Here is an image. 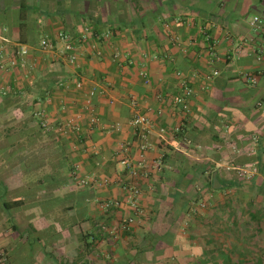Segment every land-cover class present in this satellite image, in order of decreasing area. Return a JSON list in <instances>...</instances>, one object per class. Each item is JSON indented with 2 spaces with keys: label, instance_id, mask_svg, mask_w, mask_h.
Listing matches in <instances>:
<instances>
[{
  "label": "crops",
  "instance_id": "1",
  "mask_svg": "<svg viewBox=\"0 0 264 264\" xmlns=\"http://www.w3.org/2000/svg\"><path fill=\"white\" fill-rule=\"evenodd\" d=\"M85 27L103 54L77 42L71 64L56 38ZM45 38L57 48L40 50ZM0 45V87L13 95L0 98V264H264V0H0ZM22 47L24 63L8 67ZM178 71L193 89L187 113L173 104ZM133 98L153 122L140 210L105 211L101 201L124 197L120 159L141 160ZM33 102L49 123L41 131ZM76 113L81 131H61ZM76 166L111 183L81 187ZM249 167L253 178H241Z\"/></svg>",
  "mask_w": 264,
  "mask_h": 264
},
{
  "label": "built area",
  "instance_id": "2",
  "mask_svg": "<svg viewBox=\"0 0 264 264\" xmlns=\"http://www.w3.org/2000/svg\"><path fill=\"white\" fill-rule=\"evenodd\" d=\"M263 23V20L259 16H255L251 22V25L253 27H259ZM167 28H169V23H166L165 25ZM106 39H109L111 37V33L107 32L103 35ZM206 39H210L209 36H205ZM97 35L90 29L89 27H85L84 30L80 33L78 38H74L70 33L65 32H59L58 36L56 38V41L63 42V48H62V54L64 55V60L67 62L73 64L76 62V50L77 46L76 43L79 44H88L89 47H91V50L96 53L98 56H102L103 50L102 47L98 45L97 41ZM57 44H55L54 41L45 38L42 39L39 48L43 52L52 51L54 50ZM1 48V45H0ZM29 54V50L26 47H22L19 51L15 52V54L8 60L7 65L8 67H14L18 66L19 64L24 63V61H19V57L22 59L25 58ZM121 55V52L119 50H116L114 53L115 57H119ZM210 55L213 57L215 56L214 49L210 47ZM219 74L218 70H214L211 74L206 76V80H210L213 76H217ZM140 75L144 77L145 82L149 83V75L148 72L145 70H142L140 72ZM177 80H178V89L179 92L173 97V104L180 109L182 113H187L190 110V99L193 95V89L188 82V80L183 76V74L178 71L176 73ZM247 81H250L251 83H255V78L250 73L244 74ZM75 88L78 91H82L84 89V83L83 81H78L75 84ZM11 88L8 86H1L0 87V93L2 95H7L10 93ZM97 94L96 88L90 89L86 95H85V105L84 108L89 111L90 116L88 119V125L89 127H95L98 124V118L95 114V109L92 104V99ZM131 105L134 108V114L132 118L130 119V124L133 127H136L139 129V136L141 138V142L139 144V152H140V161H135L131 157L124 156L120 159V164L123 166L127 173L128 180H121L120 181V187L124 192V197L121 200H107V201H101L100 206L105 211H110L113 207L116 208H122L124 206H127L131 209H133L136 213L140 210L139 209V202L142 195V187H141V177L143 175V169L147 170L145 168V164H143L144 161V154L151 148V143L147 140L150 136V133L153 128V122L149 118V116L145 113H142L138 109V102L136 99L131 100ZM44 112L39 109L36 113V116L41 119V126L46 129L49 126L48 120L45 119ZM82 120L83 115L81 113H76L73 115H70L64 124L61 126V131H69L73 133H79L82 129ZM120 129V126L118 124L112 125L109 127V131H117ZM164 129H162L163 131ZM162 160V156L160 157ZM159 163V162H158ZM238 175L243 179H251L253 178V174L255 172V169L253 168H239ZM72 175L77 182L78 185H90L91 183H95L98 186H108L111 181L110 178L104 177L100 180H96L95 177L92 176H85L80 177L79 176V167L76 166L74 170L72 171ZM135 223V219L133 216H128L124 218L120 224H119V231L125 232L129 231L132 227V225ZM101 229L104 231H107L110 235H116L118 232L117 228L111 227L105 222L101 224ZM1 260H5V257H2Z\"/></svg>",
  "mask_w": 264,
  "mask_h": 264
},
{
  "label": "trees",
  "instance_id": "3",
  "mask_svg": "<svg viewBox=\"0 0 264 264\" xmlns=\"http://www.w3.org/2000/svg\"><path fill=\"white\" fill-rule=\"evenodd\" d=\"M10 96H13V95H10V93H8L6 96H0V98H2V105H7V104H9V101H8V99L10 98ZM13 99H14V97H13ZM21 105H19V106H21V108L23 109V108H25V103L22 105V103H20ZM31 109V111L30 112H27V114H28V119H30L29 121H30V124L32 123V124H34V126H36L37 127V129L39 130V131H41V130H43L44 128L41 126V121L39 122V118L36 116V107H37V105H36V103L35 102H33L32 104H30V105H28ZM8 205V204H7Z\"/></svg>",
  "mask_w": 264,
  "mask_h": 264
},
{
  "label": "rangeland",
  "instance_id": "4",
  "mask_svg": "<svg viewBox=\"0 0 264 264\" xmlns=\"http://www.w3.org/2000/svg\"><path fill=\"white\" fill-rule=\"evenodd\" d=\"M89 186V185H88ZM81 187H86V185H82ZM39 195V194H38ZM7 198V197H6Z\"/></svg>",
  "mask_w": 264,
  "mask_h": 264
}]
</instances>
